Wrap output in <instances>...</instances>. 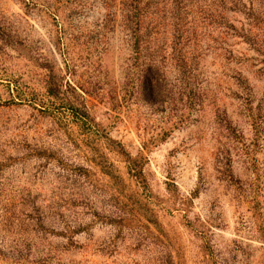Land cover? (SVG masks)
<instances>
[{"label": "rangeland", "instance_id": "1", "mask_svg": "<svg viewBox=\"0 0 264 264\" xmlns=\"http://www.w3.org/2000/svg\"><path fill=\"white\" fill-rule=\"evenodd\" d=\"M0 264H264V0H0Z\"/></svg>", "mask_w": 264, "mask_h": 264}]
</instances>
